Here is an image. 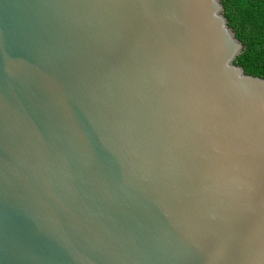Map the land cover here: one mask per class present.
I'll use <instances>...</instances> for the list:
<instances>
[{
    "label": "water",
    "instance_id": "1",
    "mask_svg": "<svg viewBox=\"0 0 264 264\" xmlns=\"http://www.w3.org/2000/svg\"><path fill=\"white\" fill-rule=\"evenodd\" d=\"M221 0H0V264H264V79Z\"/></svg>",
    "mask_w": 264,
    "mask_h": 264
},
{
    "label": "trees",
    "instance_id": "2",
    "mask_svg": "<svg viewBox=\"0 0 264 264\" xmlns=\"http://www.w3.org/2000/svg\"><path fill=\"white\" fill-rule=\"evenodd\" d=\"M223 15L243 51L234 64L264 79V0H221Z\"/></svg>",
    "mask_w": 264,
    "mask_h": 264
}]
</instances>
